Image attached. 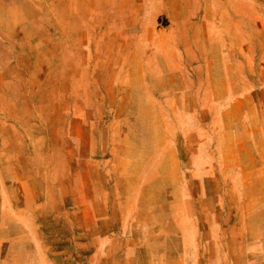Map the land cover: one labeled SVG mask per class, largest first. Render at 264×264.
I'll return each instance as SVG.
<instances>
[{
    "label": "rangeland",
    "instance_id": "1",
    "mask_svg": "<svg viewBox=\"0 0 264 264\" xmlns=\"http://www.w3.org/2000/svg\"><path fill=\"white\" fill-rule=\"evenodd\" d=\"M0 264H264V0H0Z\"/></svg>",
    "mask_w": 264,
    "mask_h": 264
}]
</instances>
